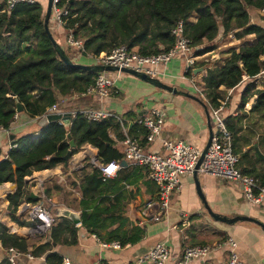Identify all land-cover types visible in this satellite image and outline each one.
I'll return each mask as SVG.
<instances>
[{"label": "trees", "instance_id": "1", "mask_svg": "<svg viewBox=\"0 0 264 264\" xmlns=\"http://www.w3.org/2000/svg\"><path fill=\"white\" fill-rule=\"evenodd\" d=\"M61 4L69 12L65 25L61 27L62 34L72 30L75 38L82 40L81 54L84 53V56H81L79 63H85L82 59L90 55L109 53L120 45L140 55L166 51L175 42L171 30L179 21L185 23L184 31L191 46H204L195 52L196 55L216 49L214 41L220 30L225 35L234 32L240 40L238 47L229 48L228 56L222 61L200 63L210 64L201 77L203 97H200L208 102L212 110L220 105L221 100L226 99L227 90L233 89L225 106H229L234 94L238 95V116L224 118L225 128L232 138V150L238 153L235 140L240 130L239 123L245 116L244 106L248 99L256 95L257 101L251 110L264 114V90L256 88L255 77L264 65L259 59L264 54V28L251 22L252 12H258L264 0H61ZM43 21V8L37 2H19L11 8H8L5 1L0 3V128L4 130L8 131L15 116L19 115L16 112V100L30 118H41L46 114L47 107L56 105L59 99L64 100L72 95L80 100L85 97L93 99L80 95L94 83L98 72L68 66L45 32ZM50 31L62 52L73 60L72 54L67 51L69 48L59 41L54 30ZM191 75L190 72L186 73L188 78ZM69 121L70 125L60 120L47 122L41 126L35 138H13L17 147L8 149L6 153L0 146V185L16 184L15 190L7 195V210L10 219L20 226L34 225L33 222H22L17 215L22 202L31 201L27 194L30 176L61 163L68 151L70 139L77 149L87 144L95 147L101 158L108 155L119 157L109 137L111 131L118 139L125 138L118 117L109 115L91 121L83 116L81 110H77ZM146 132V129L139 126L138 133H141L144 142ZM246 157L247 154H242L240 161H245ZM241 170L245 174H252L247 169ZM97 174L95 171L90 178L83 179L84 195L88 190L85 185L89 186L91 180H96ZM254 177H258L259 183L264 185V174ZM82 206L81 227L103 240L105 237L101 236L100 231L105 225L101 218L112 212V206L96 205L92 210L91 202H83ZM121 229L114 230L108 239H115L124 246L140 237L141 229L133 228L135 234L132 236H128L127 230ZM49 237L50 241L30 248L27 239L9 233L7 224L0 222L3 255L0 264H11L8 260L10 248L20 255L29 253L35 258L44 257L45 264H62L63 255L56 247L76 245L78 226L65 217L57 218L49 230Z\"/></svg>", "mask_w": 264, "mask_h": 264}, {"label": "crops", "instance_id": "2", "mask_svg": "<svg viewBox=\"0 0 264 264\" xmlns=\"http://www.w3.org/2000/svg\"><path fill=\"white\" fill-rule=\"evenodd\" d=\"M34 1L42 6L45 14L47 0ZM1 2L2 0H0ZM252 13L258 14L256 17L251 15V22L264 28V19L260 18V12ZM48 25L50 30H54L59 41L65 45L62 28H57L52 16ZM214 43L216 44V49L213 50L214 58L219 57V59L213 58L212 62L222 61L228 56L227 50L237 46L227 39L226 41L225 39H215ZM81 56L76 62L80 61ZM260 56H264V54ZM207 58L209 56L198 58L196 67L202 66L200 63ZM82 60L85 63H80L83 64L95 63L92 55ZM260 60L264 62V57ZM205 72L206 70L196 75L192 73L190 78L184 76L183 59L177 57L166 66L159 68L157 78L163 83L175 86L178 90L199 98L201 103L205 104L207 111L210 112L208 102L202 100L199 92L194 88L196 82L199 83L196 86L200 88L201 77ZM110 75L114 77L115 84L106 99L101 101L97 98L85 97L80 100L76 98V95H72L64 100L59 99L56 105L47 107L46 114H68L67 121H60L70 125L69 118L74 116L77 110L98 109L102 106L110 115L120 119L124 136L136 138L142 143L145 151L165 154L161 146V141L164 139L183 141L201 151L205 148L210 134L209 126L211 125L212 131H215V122L210 114V122L208 121L203 104L185 94L166 92L130 74L122 73L118 77L116 74ZM261 86L263 89L259 90H264V81ZM222 89L224 88L222 87ZM230 90H227L226 99L233 91V89ZM238 99L237 94L232 96L229 106L224 107V118L238 116L239 113L236 109ZM256 101L257 96L254 95L248 99L244 106L245 116L239 123L240 130L235 140V149L238 152L236 155L239 158V168L251 171L252 176L258 174L263 176L264 162L258 153L264 155V114L251 110ZM90 105H93L94 108ZM52 107L56 108L55 112H48ZM152 107L162 109L166 113V120L159 138L152 144H146L141 133H138L140 126L138 119ZM38 120L39 117L30 118L25 112L19 113L9 130L0 132V146H2L3 152L6 153L10 149L11 144L14 143L13 138L37 137L41 131ZM12 135L13 137H11ZM109 137L112 140V147L117 150L119 157L108 155L106 158H101L98 155V150L87 144L80 149H72L73 156L69 160L79 153L85 155V159L79 163L68 164L65 167L62 157L61 163L53 168L35 172L29 178L27 194L31 201H23L17 212L22 222L32 223L27 218V210L36 203L46 205L55 219L61 217L56 214V207L67 208L77 212L79 216L83 210V202H91L90 210L96 205L103 207L105 204L113 208L110 214H104L101 218L105 228L100 231V234L105 238L100 240L96 235L88 233L81 227L80 222V225H77L78 243L62 245V249L66 253L63 258H67L72 264H132L147 253L154 244L165 242L170 250L169 259L165 264H177L182 258L186 246L213 244L231 236L237 244L236 251L244 264H264V228L250 221H239L235 224L215 221L208 214L196 192L193 175L181 177V189L171 196L170 209L164 218L157 222L151 219L143 220L141 210L148 201L156 198L157 187L149 180L147 170L143 166L123 162L122 140L118 139L111 131ZM242 154H247L243 162L240 161ZM113 160L120 161V169L115 176H103L96 162L108 163ZM95 171L98 172V176L96 180H91L92 183L89 186L85 185L88 190L84 195L82 193L83 179L90 178ZM198 181L208 205L215 213L227 217L248 216L264 224V202L260 205L251 204L246 200L237 184L201 174H198ZM9 184L11 183L0 185V189H6L4 196H0V203L5 208L3 221L7 219L9 233L27 239L30 242V248L50 241L49 231L45 234H33L31 232L32 225L20 226L10 219L7 210ZM92 189L98 191L94 192ZM101 200L105 201L100 203ZM154 209L155 207H152L149 212L151 213ZM117 228L127 230L128 236L135 234L133 228L141 229L140 237L133 242H127L121 249L103 248L93 237L98 238L100 242H119L115 239H108ZM58 248L59 246L56 247V249ZM228 252V248H220L209 254L203 263L227 264ZM2 256L0 246V261ZM16 263L45 264V259L44 257L35 258L32 255L28 257L27 254H21L16 257ZM190 264H202V261L191 260Z\"/></svg>", "mask_w": 264, "mask_h": 264}, {"label": "built area", "instance_id": "3", "mask_svg": "<svg viewBox=\"0 0 264 264\" xmlns=\"http://www.w3.org/2000/svg\"><path fill=\"white\" fill-rule=\"evenodd\" d=\"M2 1L6 2L8 8L13 7V5L19 2H28L31 4L35 2L34 0ZM259 12L260 15L264 17V5ZM51 16L58 26L63 27L65 25L69 12L66 6L61 4V0H52ZM184 27L185 23L183 21H179L174 26L171 30V35L175 37V42L173 46L166 51L152 55H140L120 45L114 47L109 53L102 52L97 56H93L95 60L94 64L118 68V71L115 73L117 77L122 74L120 69L127 68L157 78L159 75V68L161 66H166L171 60L177 57L183 59L184 76H186L188 72L191 74L193 73V69L196 68V62L200 57L209 56L204 62L219 59V57L214 58L213 50L201 56L196 55L195 52L203 49L204 46H191V41L186 36ZM64 37L65 45L71 51L73 61L76 62L78 57L82 55V40L76 39L72 30L66 31ZM216 39H228L234 44H237L236 47L240 44V40L235 37L234 32H228L225 35L223 30H220ZM262 57L264 56H260L259 59H262ZM255 77L256 87L258 89H263L261 85L264 81V65ZM114 84L115 79L112 75H107L104 72L98 73L94 83L82 92L80 96L93 97L102 101L109 96V92ZM194 88L203 97L201 88L196 85H194ZM226 101L227 99L221 100L220 105L211 110L215 122V131H213L210 145L197 169V173L201 175H210L237 184L248 202L254 205H260L264 202V185H261L259 180L254 176L243 173L238 167L239 158L232 150V138L225 128L224 117L222 115ZM55 110L56 108L52 107L48 112H55ZM81 113L87 120L91 121H98L110 115L102 106L98 109L88 108L82 110ZM16 117L17 115L15 119ZM165 120L166 113L158 107L150 108L138 119V124L147 131L144 136L146 144H152L159 138ZM1 131L5 132L7 130L0 128V132ZM122 144L123 161L130 162L133 165L143 166L147 170V177L157 187L156 198L148 201L141 210L142 219H151L155 222L160 221L168 214L171 196L174 192L181 189V177L183 175L193 174L196 163L201 155V150L183 141L164 139L161 141V146L165 154L162 155L145 151L142 143L130 136H126L122 140ZM15 147H17L16 143H12L10 146V148ZM96 165L101 174L107 177L115 176L121 166L118 160H113L108 163L96 162ZM152 207H155V209L150 213L149 210ZM27 218L34 223L31 228L33 234L47 233L55 222V217L51 210L43 203L31 205L27 210ZM93 237L103 248H122L119 242H100L98 238L95 236ZM223 247L229 250L227 264H244L236 251L237 244L231 236H228L221 242L213 244L186 246L182 258L177 264H190L191 260H201L202 264H204L203 262L209 254ZM9 252V262L11 264H17L16 257L20 254L15 253L11 248ZM26 254L28 257H31V254ZM169 256L170 250L166 243L158 242L132 264H165ZM62 264L72 263L67 258H63Z\"/></svg>", "mask_w": 264, "mask_h": 264}, {"label": "water", "instance_id": "4", "mask_svg": "<svg viewBox=\"0 0 264 264\" xmlns=\"http://www.w3.org/2000/svg\"><path fill=\"white\" fill-rule=\"evenodd\" d=\"M51 7H52V0H47V7H46V12L44 14V21H43L44 29H45V32L47 33L49 39L51 40L53 46L55 47L57 52L61 55L63 61L68 66L73 67V68L84 69V70H93V71L98 72V73L116 72V71H118V68L112 67V66L95 65V64L90 65V64H83V63L74 62L73 60H70L66 56V54L64 52H62L61 47L58 45L57 41L55 40V38L53 37V35H52V33H51L50 29H49L48 23H49V19L51 18ZM82 55L84 56V53H82ZM209 67H210V64L206 63V64H204V65H202L200 67L194 68L193 69V73H194V75H196L197 73H201L204 70H207ZM120 71L122 73L133 75V76L139 78L142 81L151 83L152 85H154V86H156V87H158V88H160V89H162V90H164L166 92H170V93H173V94H177V93L185 94L186 96L190 97L191 99H194V100H196V101L201 103L199 98H197V97H195V96H193V95H191L189 93L182 92L181 90H178V88L175 87V86L163 83L158 78H153V77L148 76L145 73L138 72V71L132 70V69H127V68H122V69H120ZM201 104H203V103H201ZM203 108H204V110L206 112L208 121L210 122L209 112L207 111V109L205 107V104H203ZM23 110H24V108L22 107V105L16 100V112L17 113H22ZM67 119H68V114H60V113L45 114L41 118H39L38 125L39 126H43L44 124H46L47 122H50V121H56V120L67 121ZM209 129H210V134H209L208 142H207L205 148L201 151V155H200V157H199V159H198V161L196 163L195 170H194V172L192 174L193 178H194V182H195L196 192H197L199 198L202 200V202H203L208 214L215 221L226 223V224H235L236 222H239V221H250V222L256 223L259 226L264 228V224H262L261 222L257 221L256 219H254L252 217H248V216L227 217V216L215 213L211 209V207L208 205V203H207V201L205 199V196H204V194H203V192L201 190L199 181H198L197 169L200 166V164H201V162H202V160L204 158V155L206 154V152L208 150V147L210 145L211 137H212V134H213V131L211 129V125L209 126ZM11 137H13V135ZM68 137H70V135H68ZM69 146H70V149L63 156V159L65 161V163H64L65 167H67L68 164H77L80 161L85 159V155L83 153H79L77 156H75L74 158L69 160L70 157L73 156L72 149L76 148V145H75V143H74V141L72 139L69 140ZM258 154H259V157L264 162V155H262L260 153H258ZM13 168L15 169V166H13ZM15 187H16L15 183L9 184L8 185V193H7V195L9 193H12L14 191ZM30 196L33 197L32 195H30ZM55 211H56L57 215L69 219L75 225H80L81 220H80V216H79V214L77 212L71 211V210H69L67 208H63V207H56Z\"/></svg>", "mask_w": 264, "mask_h": 264}, {"label": "rangeland", "instance_id": "5", "mask_svg": "<svg viewBox=\"0 0 264 264\" xmlns=\"http://www.w3.org/2000/svg\"><path fill=\"white\" fill-rule=\"evenodd\" d=\"M257 14H258V13H257ZM257 14L252 13L251 15H252V17H256ZM260 18L264 19V17L261 16V15H260ZM227 40H228V39H227ZM225 41H226V40H225ZM66 49H67V48H66ZM67 51H68V53L71 55V51H70L69 49H67ZM104 73L107 74V75H109V74H115L116 72H104ZM196 83L199 84L198 82H196ZM162 155H163V154H162ZM3 206H4V205H3L2 203H0V221L7 223V219H6L5 221H3L4 215H5V214H4V210H5V208H4ZM52 208H53V207H52ZM62 247H63V246H59L58 251H59V253H60L61 255L65 256L66 253L63 251Z\"/></svg>", "mask_w": 264, "mask_h": 264}, {"label": "bare ground", "instance_id": "6", "mask_svg": "<svg viewBox=\"0 0 264 264\" xmlns=\"http://www.w3.org/2000/svg\"><path fill=\"white\" fill-rule=\"evenodd\" d=\"M5 193H6V189H0V196H4Z\"/></svg>", "mask_w": 264, "mask_h": 264}, {"label": "snow or ice", "instance_id": "7", "mask_svg": "<svg viewBox=\"0 0 264 264\" xmlns=\"http://www.w3.org/2000/svg\"><path fill=\"white\" fill-rule=\"evenodd\" d=\"M109 171H111V170H109Z\"/></svg>", "mask_w": 264, "mask_h": 264}]
</instances>
